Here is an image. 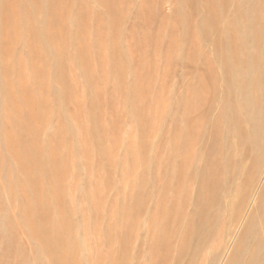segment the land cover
<instances>
[{
    "label": "rangeland",
    "instance_id": "374dc122",
    "mask_svg": "<svg viewBox=\"0 0 264 264\" xmlns=\"http://www.w3.org/2000/svg\"><path fill=\"white\" fill-rule=\"evenodd\" d=\"M0 264H264V0H0Z\"/></svg>",
    "mask_w": 264,
    "mask_h": 264
},
{
    "label": "bare ground",
    "instance_id": "6f19581e",
    "mask_svg": "<svg viewBox=\"0 0 264 264\" xmlns=\"http://www.w3.org/2000/svg\"><path fill=\"white\" fill-rule=\"evenodd\" d=\"M218 35V34H217Z\"/></svg>",
    "mask_w": 264,
    "mask_h": 264
}]
</instances>
